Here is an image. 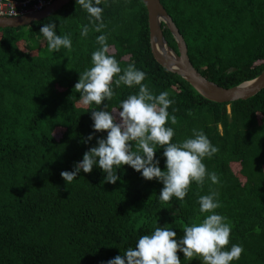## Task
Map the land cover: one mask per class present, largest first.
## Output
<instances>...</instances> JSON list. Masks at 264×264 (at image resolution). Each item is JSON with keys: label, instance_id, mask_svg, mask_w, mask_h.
Wrapping results in <instances>:
<instances>
[{"label": "trees", "instance_id": "1", "mask_svg": "<svg viewBox=\"0 0 264 264\" xmlns=\"http://www.w3.org/2000/svg\"><path fill=\"white\" fill-rule=\"evenodd\" d=\"M161 1L205 77L230 88L264 71V0ZM101 7L100 32L75 0L31 25L0 28V264H106L157 226L181 237L186 225L203 219L198 199L211 192L219 193L216 211L233 226L226 248L245 249L232 264H264V89L233 102L207 99L155 58L143 0H104ZM51 22L57 34L70 35L71 50L48 51L39 30ZM83 25L90 27L87 37L80 35ZM163 30L178 51L166 24ZM102 34L122 69L134 63L155 94L168 91L174 99L168 111L177 123L167 124L176 132L173 142L197 129L219 148L203 161L219 184L193 182L183 201L163 202V184L128 165L117 169L116 184L103 182L105 174L96 167L66 184L60 173L71 171L96 143L82 142L93 133L91 112L108 104L118 115L120 102L138 92V86L114 85L115 95L98 109L80 101L74 86L92 66ZM162 153L158 149L156 157L164 170ZM177 255L182 264H202Z\"/></svg>", "mask_w": 264, "mask_h": 264}, {"label": "clouds", "instance_id": "2", "mask_svg": "<svg viewBox=\"0 0 264 264\" xmlns=\"http://www.w3.org/2000/svg\"><path fill=\"white\" fill-rule=\"evenodd\" d=\"M76 5L88 14L90 24H95V31L103 28L104 0H75ZM55 22L43 24L39 32L46 39L49 52L73 47L70 35H59ZM89 25L81 26L80 35L87 37ZM98 48L91 54V67L79 73L74 89L80 94V101L85 106L96 105L98 109L104 101H110L115 95V87L121 84L138 92L122 100L117 112L109 111L108 104L103 109L91 112L93 133L83 138L88 144L96 140L94 146L83 154L81 161L74 164L71 171L60 173L66 184H70L83 173H91L99 168L106 183L116 184L121 176L117 169L128 165L140 173L143 179L163 184L159 199L169 202L174 198L183 201L193 182L203 186L206 179L213 184L220 183L215 172L208 171L205 158L211 159L219 148L211 143L203 130H192V136L183 141L173 142L176 132L167 126L177 123L175 115L168 109L174 104L168 91L155 94L146 80V73L134 63L122 69L116 58L109 54L110 45L106 35L96 37ZM114 77H118L114 80ZM173 113L176 111L172 109ZM95 133H106L97 138ZM135 149V150H134ZM158 149H163L164 170L160 159L156 157ZM199 212L203 219L183 228V235L169 227H155L154 231L139 237L135 247H129L123 254L108 260L106 264H182L177 253L184 255L188 262L198 258L202 264H232L238 261L245 249L240 244L230 243L232 224L227 217L216 210L221 207L219 193L211 192L198 199ZM177 210L175 214H178ZM260 231L259 228L256 229Z\"/></svg>", "mask_w": 264, "mask_h": 264}, {"label": "water", "instance_id": "3", "mask_svg": "<svg viewBox=\"0 0 264 264\" xmlns=\"http://www.w3.org/2000/svg\"><path fill=\"white\" fill-rule=\"evenodd\" d=\"M72 0H54L39 12L24 16H0V28L21 27L43 20L61 10ZM149 13L151 48L155 58L169 71L181 75L201 95L215 102H233L249 99L264 89V71L256 78L237 86L226 88L205 77L192 63L187 42L168 13L161 0H143ZM163 24L171 30L177 41L178 51L168 42L164 35Z\"/></svg>", "mask_w": 264, "mask_h": 264}, {"label": "built area", "instance_id": "4", "mask_svg": "<svg viewBox=\"0 0 264 264\" xmlns=\"http://www.w3.org/2000/svg\"><path fill=\"white\" fill-rule=\"evenodd\" d=\"M54 0H0V16H24L39 12Z\"/></svg>", "mask_w": 264, "mask_h": 264}]
</instances>
